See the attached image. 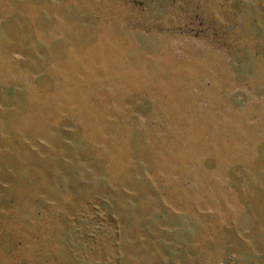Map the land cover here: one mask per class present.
Segmentation results:
<instances>
[{
    "label": "rangeland",
    "instance_id": "rangeland-1",
    "mask_svg": "<svg viewBox=\"0 0 264 264\" xmlns=\"http://www.w3.org/2000/svg\"><path fill=\"white\" fill-rule=\"evenodd\" d=\"M0 264H264V0H0Z\"/></svg>",
    "mask_w": 264,
    "mask_h": 264
}]
</instances>
